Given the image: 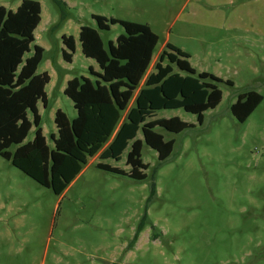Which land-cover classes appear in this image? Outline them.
<instances>
[{
  "label": "rangeland",
  "instance_id": "374dc122",
  "mask_svg": "<svg viewBox=\"0 0 264 264\" xmlns=\"http://www.w3.org/2000/svg\"><path fill=\"white\" fill-rule=\"evenodd\" d=\"M21 1L0 5L15 11ZM33 1L41 5V22L24 58L34 45L44 49L37 74L48 73L51 82L47 108L38 107L50 148L57 109L76 115L62 78L92 79L89 68L100 71L78 39L82 26L98 30L92 15L148 25L159 37L155 61L170 43L190 55L197 72L233 86L217 84L222 101L201 125L182 109L156 112L157 119L179 117L193 127L178 134L156 128L174 147L159 162L143 145L144 181L96 167L129 172L130 146L120 161L89 158L61 196L0 157V264H264V0H58L63 8L54 0ZM99 34L107 46L124 30L114 25ZM63 35L75 39L71 63L62 57L69 52ZM248 91L263 102L239 123L230 107ZM33 138L34 128L25 143Z\"/></svg>",
  "mask_w": 264,
  "mask_h": 264
},
{
  "label": "trees",
  "instance_id": "16d2710c",
  "mask_svg": "<svg viewBox=\"0 0 264 264\" xmlns=\"http://www.w3.org/2000/svg\"><path fill=\"white\" fill-rule=\"evenodd\" d=\"M54 3L65 7L61 1ZM41 11L40 3L33 0H22L15 11L0 5V157L56 196H61L78 177L89 158L98 155L102 160L120 161L129 146V172L104 163L96 167L144 181L148 165L141 158L143 145L158 153L159 162H164L174 147V140L165 141L156 128L178 134L193 127L179 117L157 119L156 112L182 109L195 115L201 125L204 113L222 101L217 84L233 86L229 80L197 72L190 65L187 52L167 43L154 72L140 87L159 37L145 24L92 15L98 30L82 26L78 39L82 54L94 60L100 72L90 67L92 79L75 77L68 81L64 95L72 101L76 117L69 120L63 111L55 112L57 135H51L50 148L37 108L39 102L44 108L48 105L45 87L50 76L46 72L37 74L44 49L34 45L32 56L24 58L35 42L34 31L41 22ZM114 25L121 26L124 34L105 46L99 31H109ZM62 43L69 51H62L63 60L71 63L75 39L63 35ZM137 91L133 106L128 109ZM262 102L263 96L255 91L241 93L230 112L237 122L244 123ZM125 111V120L119 125ZM32 128L34 138L25 143ZM139 131L143 139L137 138ZM12 147L14 151H10ZM145 220L137 228L131 245L137 241Z\"/></svg>",
  "mask_w": 264,
  "mask_h": 264
},
{
  "label": "crops",
  "instance_id": "0c3cea01",
  "mask_svg": "<svg viewBox=\"0 0 264 264\" xmlns=\"http://www.w3.org/2000/svg\"><path fill=\"white\" fill-rule=\"evenodd\" d=\"M75 45H76V43H75ZM165 46H166V45H165ZM164 50H165V49H162L161 52H160V54H161ZM160 54L158 55V57L160 56ZM153 55H154V53H153ZM157 59H158V58H157ZM156 62H157V60L155 61V60L153 59V56H152L151 64H150V66H149V69L147 70V73H146V75H145L143 81L141 82L140 87L143 85V83H144L146 77H147L150 73L154 72V65H155ZM91 68H92V70H93L94 72H97V73L100 72V71H98V70H95L93 67H91ZM199 73H200V72H199ZM47 74H48V73H47ZM82 77H83V76H82ZM73 78H75V77L64 76V77L62 78V81H61V86H62V87H61V88H62V92H63V93H64V90H65V88H66V85H67L68 81L72 80ZM50 82H51V76H50ZM50 82H49V83H50ZM46 87H47V85H46ZM46 87H45V89H46ZM140 87H139V89H140ZM137 93H138V91L135 93V95H134L132 101H131L130 104H129L128 109H129L130 107L133 106L134 99H135ZM46 95H47V94H46ZM47 100H48V97H47ZM47 106H48V105H47ZM37 108H38V111H39L38 104H37ZM57 110H61V109H57ZM75 112H76V111H75ZM39 114H40V111H39ZM126 114H127V111H125V112L122 114L121 121H120L119 125L125 120ZM40 117H41V115H40ZM54 117H55V113H54ZM54 117H53V120H54ZM67 117H68V116H67ZM75 117H76V115H75L73 118L68 117V119H69V120H72V119H74ZM41 128H42V118H41ZM42 132H43V135L45 136L43 128H42ZM51 135H57V129H56V126H55V133H52ZM113 136H114V135H113ZM113 136H112V138H113ZM45 138H46V137H45ZM112 138H111V139H112ZM46 140H47V138H46ZM105 147H106V145L104 146V148H105ZM104 148H103V149H104ZM99 154H100V153H99ZM97 157L99 158V156L97 155V156L93 157V159H96ZM87 164H88V162H87ZM83 169H84V168H83ZM82 171H83V170H82ZM82 171H81V173H82ZM81 173H80V174H81ZM80 174H79V175H80ZM79 175H78V176H79Z\"/></svg>",
  "mask_w": 264,
  "mask_h": 264
}]
</instances>
